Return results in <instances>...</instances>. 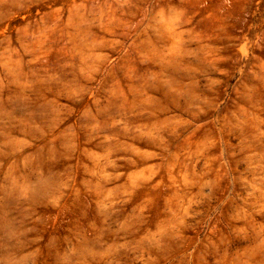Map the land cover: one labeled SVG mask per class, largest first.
<instances>
[{"label":"rangeland","instance_id":"1","mask_svg":"<svg viewBox=\"0 0 264 264\" xmlns=\"http://www.w3.org/2000/svg\"><path fill=\"white\" fill-rule=\"evenodd\" d=\"M0 264H264V0H0Z\"/></svg>","mask_w":264,"mask_h":264}]
</instances>
